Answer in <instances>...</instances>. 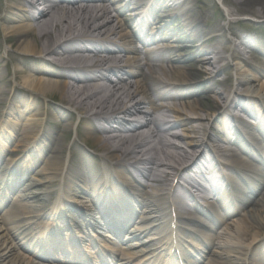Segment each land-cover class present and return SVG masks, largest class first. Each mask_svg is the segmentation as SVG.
I'll return each mask as SVG.
<instances>
[{
    "label": "bare ground",
    "instance_id": "bare-ground-1",
    "mask_svg": "<svg viewBox=\"0 0 264 264\" xmlns=\"http://www.w3.org/2000/svg\"><path fill=\"white\" fill-rule=\"evenodd\" d=\"M39 1L0 0V22L6 24L3 31L10 48L8 55L20 66L14 69L11 79L9 60L4 63L0 47V141H4L6 146H0V186L7 180L20 179V160L23 157L25 162H33L35 166L42 160L41 152L47 151L51 155L43 159L46 170L59 176V180H62L63 174V180H113L120 192L115 196L122 194L123 199H135L149 208L142 218L143 228L149 232H161L167 228L166 223L159 222L169 210L171 222H179L177 236L173 226H170V236L166 241L165 238L160 240L163 242L160 249L166 247L172 250L175 243L179 244L178 233L194 240L196 232L203 234L210 228H218V224H224V233H230L231 238L247 241L248 244L246 248H231L216 254L217 260H210L208 264H251L257 245L264 242V238H260L264 233V183L256 185L251 197L240 200L241 207L249 208L245 228L229 222L237 211L225 204L222 213L215 211V221H212L210 210H200V215L188 210L184 214L179 213L173 192L178 186L180 188V181L198 185L197 178L204 176L209 180L238 182L244 180L243 176L249 177L248 173L252 172L256 163L263 164L264 156L258 148L264 152V124H261L262 121L255 124L254 111L258 110L264 118V49L253 50L251 44L255 37L235 33L244 51L251 53L249 57L238 45L230 55H224L230 49L225 27L218 24L208 27L204 23L206 11L197 12L201 7L195 6L192 0L185 1L189 5L187 20L196 28L193 35L180 27V17L176 15L179 7L177 0H65L54 5H40L38 8L43 7L42 10L35 14L28 12L30 8L36 9V4H41ZM222 1L231 7L229 13L232 16L264 18V0ZM206 7L204 3L203 11ZM127 10L134 13L130 19L126 17ZM152 23L159 30L156 33L151 30L153 34H149L148 28ZM173 25L177 27L176 31L170 29ZM167 36L170 39L165 40ZM161 40L165 48H155ZM253 51L263 58L254 55ZM185 56L191 61L178 64ZM237 56L239 60L230 63L231 58L238 59ZM221 62L226 63L224 67L220 66ZM232 67H237V88L229 86L227 91L226 85L231 78L220 80L219 75ZM205 78L207 81H203ZM13 79L20 86L14 85ZM232 91L233 96L230 95ZM20 97L24 101L16 105ZM43 98L58 103L48 106L43 104ZM188 98L193 99L186 101ZM164 99L170 100V103L159 102ZM246 101H249L250 110L245 107L246 104L244 106ZM17 107L25 109L27 122H20L23 115L15 110ZM237 107L253 120L246 121L230 115V110ZM72 110L82 115L77 124L79 129L76 128L77 136L81 129L88 139L93 140V149L106 152L105 156L90 157L104 164L106 171L99 176L93 166L85 165V169L73 170L63 157V141L47 136L52 127L47 119L60 122V117L68 131L70 125L65 121L70 118ZM221 110L223 113L214 119L213 116ZM200 111L207 112L208 116L203 118ZM223 114H229L228 119L225 120ZM122 115L132 118L126 121ZM12 118L19 119L20 124L13 122ZM42 119L46 120L43 128ZM242 128H246L243 131L248 135L246 142L242 138L243 132L239 131ZM7 129L12 131L13 137H6ZM52 129L55 134L60 132L58 124H53ZM178 129H182L183 133H177ZM65 134L67 137L68 133ZM167 137L186 140L189 147H199L200 151L192 154ZM130 142L135 144L131 148ZM153 142L156 144L153 145ZM222 145H233L238 149L229 150ZM37 149L40 151L37 152ZM69 156L71 158L72 151ZM189 158L190 162L184 164ZM33 172L32 168L30 175ZM133 172L159 186L170 178L172 185L163 194L155 189L144 192L141 188L144 185L138 182ZM257 173L264 182V170L259 169ZM176 180L179 181L174 186ZM98 184L100 191L91 194L94 207L100 202L102 191L107 186L106 181L104 185ZM79 192L87 195L84 191ZM104 192L106 195L105 189ZM0 198L4 199V204H9L7 199L13 200L11 208L0 217V264H85L81 258L68 260L58 253L62 252L60 249L55 254L57 258H49L42 248L23 242L19 230L23 227L28 230L42 220L41 236L50 226L58 224L54 222L56 218L62 221L71 219L79 228H92L99 223L95 209L85 217L78 207L64 200L59 211L54 209L50 212L43 195L34 192L24 181L0 192ZM39 203L43 204L41 208L33 205ZM103 203L107 204L106 197ZM63 209L73 212L66 215ZM104 215L109 216V213ZM132 215L135 216L131 214L123 221L119 218L109 220L104 225L117 233L126 228ZM206 220L213 224L212 227L206 224ZM182 224L188 228H183ZM131 231L132 228L127 230L130 239L121 241L119 246L104 245L111 249L110 255L116 257L120 251L123 256L121 264H129L131 259L136 260L135 264H157L159 249L148 253L154 257H137L136 251L126 248L125 244L140 241L145 234V231ZM80 236L85 237L83 231ZM103 237L113 239L111 234ZM21 250L27 251L30 256L20 254L18 251ZM256 264H264V254Z\"/></svg>",
    "mask_w": 264,
    "mask_h": 264
},
{
    "label": "rangeland",
    "instance_id": "rangeland-1",
    "mask_svg": "<svg viewBox=\"0 0 264 264\" xmlns=\"http://www.w3.org/2000/svg\"><path fill=\"white\" fill-rule=\"evenodd\" d=\"M195 4V6L197 7H201V9H198L197 12L203 13L206 11V14L204 16V23L208 26V27H213L215 25H221L225 27L224 33L226 35V38L230 39V43H229V47L230 49L227 52H224V55H230L232 53V51L235 48V43L237 42L239 44V39L235 36V33L238 32L239 34H241L242 36H251V37H255V39H258V43L260 46H262V48H264V18H254L248 15H230L229 10H231V7L227 6L226 4L221 3V0H192ZM206 3L207 7L206 10L203 11V4ZM193 5V3H192ZM189 6V5H188ZM187 6V7H188ZM186 7V6H185ZM126 13V17L128 19H130V17H132L134 15L133 11H125ZM251 17V18H250ZM235 23H234V22ZM154 23V22H153ZM152 23V24H153ZM4 23L0 22V47L2 50V55H3V61L5 63V61H8V69L11 75V79H12V75H13V71L15 68L20 67L19 64H17V62H14L12 59H10V56L8 55V51H9V46L5 41V34L3 31V27H4ZM171 30H175L177 29L176 26H172L170 28ZM151 30H155V33L157 30H159V28L155 26L149 27L148 28V33L149 34H153L151 32ZM171 34V33H170ZM169 34V35H170ZM263 37V40H261ZM165 40L170 39L165 37ZM169 41V40H168ZM164 41L161 40L159 41L158 45L154 46L155 48H160V49H164L165 48V43H163ZM185 44H190L188 42H186ZM138 46H141L140 43H137ZM240 45V44H239ZM213 49H215V47H212ZM240 48H242L243 52H245L246 56H250L251 53H247V51H244L243 47L241 46ZM254 55L258 56L259 58H263V56L257 54L256 52H254ZM238 54L239 53L238 51ZM243 56V55H242ZM241 56V57H242ZM238 57V56H237ZM252 59V58H251ZM239 60L235 58H231L230 63L234 64L235 62H237ZM253 60V59H252ZM191 61V59L187 56H185L184 58L181 59L180 62H178V64L183 65V64H187ZM226 62V61H225ZM225 62H221L220 66L224 67L225 66ZM3 63V64H4ZM5 65V64H4ZM3 71H5V67H3ZM237 67H232L229 68V70H226L225 73H222L219 75L220 80H225L226 78L230 77L231 78V82L229 84L226 85L227 91L229 90V86H232L234 89L237 88ZM203 81H207V79L205 78ZM14 82V79H13ZM14 85L16 86H20L17 84V82H14ZM230 95L233 96V91L230 92ZM195 98V96H194ZM24 98H19L18 99V103L16 105H19L21 102H23ZM193 99V98H192ZM191 98L186 99V101H190L192 100ZM43 104L48 105V106H53V104H57L58 101H54L51 100L50 98H43ZM160 103H164V104H169L170 100L164 99V100H160ZM177 103H179L177 101ZM246 104V106H245ZM61 105V104H60ZM252 105V104H251ZM245 107H248V109L250 110L249 107V101H246L244 103ZM52 108H50L51 110ZM15 110L17 112H19L21 115H23V119L22 121H20L22 124L28 121V115L27 113L24 111L25 109H20V108H15ZM252 111V109H251ZM220 113H223V110L217 112L215 114L214 119L217 115H219ZM201 116H203V118H205L207 115V112L205 111H200ZM234 115L237 116L238 118H241L242 120L245 119H252L249 118L248 115L243 112L241 110L240 107H237L236 109H232L230 110V115ZM81 114L73 111L72 110V114L70 115V118H68L65 122L67 124L70 125L69 130H65V123L63 121H61L60 117L59 120L60 122H57L56 120H52L47 119V121L51 124V128L49 127V123H48V127L50 128L49 133H47V136H49L50 138H59L60 141H63L65 148L63 149V157L65 158V160H67V162H69V164H71V167L73 170H81V169H85L84 166H93L96 170L97 175L99 176V174L103 171H106L104 168V164L98 161H93L90 157L91 156H105L106 152H104L103 150H96L93 149L91 147V143H93V140L88 139L87 136H85L83 134V132L80 129V134L79 137L76 134V128L77 130L78 128V123L80 121L81 118ZM228 115L223 114V118L226 120L228 119ZM255 117H257V115H254ZM57 118V116H55ZM124 119H129L131 118L130 115H122L121 116ZM169 119L171 120H175L174 118L170 117ZM213 119V118H212ZM253 120V119H252ZM10 121V120H9ZM12 121L15 123H19V119L16 118H12ZM212 121V120H211ZM42 122V128L44 127V123H46L45 119L41 120ZM40 122V123H41ZM5 123V122H4ZM20 124V123H19ZM53 124H58L59 125V130L60 132H58V134L54 132L53 128ZM255 124H258V122L256 121ZM254 124V125H255ZM68 133L67 137L65 133ZM177 133L182 134L183 130L182 129H178ZM6 137H13V133L12 131H10L9 129L6 130ZM65 139V140H64ZM85 139H87V141H85ZM168 140H170L171 142L176 143V145L182 146L183 149H186L187 151H189L192 154H196V152L200 151L199 147H189L186 144V140H180V139H176V138H169L167 137ZM4 141H0V146L6 147L4 146ZM45 143H49L48 140H45ZM132 142H130L131 144ZM156 142H153V145H155ZM223 148H232L231 146L228 145H222ZM72 147V148H71ZM157 148H160L159 145H156ZM235 147V146H233ZM40 151V150H39ZM72 151V156L70 158L69 156V152ZM36 154H38L36 152ZM42 157L44 159V157L46 155H51L49 152L47 151H43L42 152ZM86 156V157H84ZM192 155H190L191 157ZM82 157L85 158V160L82 159ZM31 161V158H30ZM25 160H21L20 163L22 164V168L20 169L22 175L21 178H24V176L26 177V181L25 184L26 186H29L32 188V190L34 192H37L39 194H42L43 197L47 200V210H49L48 208L50 206V208H53L55 206V202H52V199L56 196V187L57 185H62V187L64 188V190H68L70 189V192L66 195H68V199L72 202H74L76 204V206H78L79 208V212L82 213V215H84L85 217L87 216V213L89 212H94V208L92 206V201L93 199L91 198V194L93 195L94 192L99 191V182L102 184V182H105L106 180H73L75 182L74 186L72 184V182L70 180H63L65 178V174L62 175V180H59V176H55L53 175V172L46 170V166L45 163L42 161H39L35 166H33L32 162H25ZM190 162V158L187 159V162L185 160L184 164H187ZM128 166H130L128 164ZM33 168V173L30 175L31 170ZM91 168V167H90ZM257 169H263L264 170V166L260 165V164H256V166H254V170ZM100 170V171H98ZM165 170L169 171L168 169L165 168ZM41 173V174H39ZM134 175L139 179L138 181H140L142 183L141 188L143 189L144 192H152L153 189L157 190L160 194L166 193L168 191V187L170 184H172L171 179L169 178V180L164 181L162 184H153L145 179H143L140 175H138L137 173L133 172ZM157 173L161 174V171H157ZM39 174V175H36ZM54 179V180H53ZM96 179V178H95ZM49 182H51L49 184ZM71 184L74 186L71 187ZM175 184H177V180L175 182ZM263 193H264V188L262 189ZM79 191H84L85 193H87V195L84 194H80ZM4 199L0 198V217L3 216V214L9 209L11 208L12 204H13V200L11 199H7V201H9V204H4L3 202ZM68 200V201H69ZM54 204V205H52ZM35 205V207L37 208H41L43 206V204L39 203V204H33ZM136 211L137 214L136 216L132 219V222H130L129 224V228H132L133 232H136L138 230H141L143 228V225L140 224L141 222V218H143V216H145V214H147L149 212V208L144 207L142 204L136 203ZM164 208H162V211L164 212ZM242 212H240L239 214H234L231 217V220H229V222H235L238 223L241 227L245 228L247 225L245 224V218L247 217L246 215L248 214V210L249 208L247 207H242ZM71 213L73 212V210H70ZM166 212V211H165ZM66 214H70V213H66ZM165 219V222H167L168 224V218H163L162 221H160L159 223L163 222ZM82 222V221H81ZM206 224L212 227L213 224H210L208 220L205 221ZM133 223H136L134 226ZM24 224H27V222H25ZM225 225L224 224H218V228H210V230L206 231L205 233H201L202 239L201 241H195V246H189L188 243H186V240L183 241L182 244H180L178 250L180 251V253L182 254V256L184 257H188V260L191 261L193 264H196V259L195 256L201 257L202 255H204V257L206 258L204 261H202V264H208V262L210 260H217V255L221 252H224L226 250H229L231 248H246V245L248 244L247 241H243V240H235L233 238L230 237V233L225 232ZM21 230V229H20ZM19 230V237L21 240H23V242H27V243H31L28 240V237L26 235V232H21ZM123 234L122 238L126 241V238L129 236L128 234H126V232L123 230V232H121ZM224 233V235H223ZM255 234V233H254ZM164 237H167V233L163 232L162 234ZM260 238H264V233L262 234V237ZM142 242L143 243H148V245L152 244L153 242L156 243L157 245L160 246V241L159 239H156L154 241H151V237L149 234H145L142 237ZM247 240V239H246ZM152 242V243H151ZM133 243H137V241L132 242V244L126 245V248H131L132 246L138 245L140 243L134 244ZM127 248V249H128ZM20 254H23L24 256L29 255V253L25 250H21L18 251ZM30 256V255H29ZM256 258H258V256H256ZM257 261H253L251 260V264H256Z\"/></svg>",
    "mask_w": 264,
    "mask_h": 264
}]
</instances>
